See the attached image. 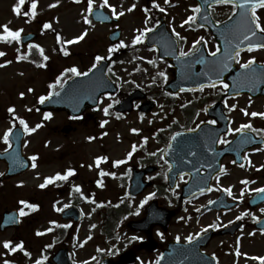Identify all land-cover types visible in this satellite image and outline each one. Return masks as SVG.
<instances>
[{
  "label": "rangeland",
  "instance_id": "374dc122",
  "mask_svg": "<svg viewBox=\"0 0 264 264\" xmlns=\"http://www.w3.org/2000/svg\"><path fill=\"white\" fill-rule=\"evenodd\" d=\"M182 1L168 0L165 3V0H156L160 7L165 9L164 12L158 11L166 16L165 20L171 29L175 28L177 32L186 35L184 50L188 51L195 40L204 37V31L187 34L186 28L181 26L189 15L187 5L195 4L191 0H188L187 4L184 3L185 0ZM17 3L18 0H0V25L9 24V27L13 30L22 28L24 30L22 35L30 32L36 33L37 37L30 44H39L49 59L45 61L39 50L33 48L30 52L36 56L33 60H17L18 55L29 53L28 44H24L22 41L11 43L0 41V51L6 53L5 56L0 57V64L11 61L10 64L0 67V146L5 145L2 137L7 129L12 126L13 120L17 123L20 122V119H23L30 127H35L38 123L43 125L36 132L29 133L23 143L26 155H38L37 168L15 177V179L12 178L13 180H7L6 183L0 181V219L5 210L19 209L21 199L35 203L41 209L31 211L32 215L30 216H24L23 224L25 227L21 232H15L12 229L6 232L0 231V264H3V261L11 256V252H7L3 247L5 240H11L13 246L18 241H25V244L34 253L32 259L39 258L43 241L37 239L34 232L49 226L52 221H62L60 218L61 212L57 209L65 208V205H69L73 201V197L68 193L60 195L57 192L59 186L41 189L39 185L43 183L44 176L55 175L58 171H64L73 165H79L81 162L78 175L80 177L76 179L75 183H87L88 180L97 177L93 160L95 161L99 155H107L112 159H122L132 150L133 144L136 146H151L150 151L155 150L158 134H167L171 127L176 124L178 126L185 125L186 117L183 115L181 105H185L186 101L195 97L182 94L170 104L169 95L166 92L159 91L165 80L158 75L159 72L163 71L167 74V81L172 79L173 73L170 64L161 59L156 52L157 49L146 45L144 40L143 43L132 44L133 38L138 34L137 29H143L146 26L151 28L157 24V21L152 17L148 25L144 24L146 16L150 15L145 13L143 9L146 4H152V0H109V4L116 6L118 12L123 11L124 15L119 16L118 21L112 24L95 22L92 15H90L91 25L84 23L83 20V16L89 15L86 12L87 0H81L80 3H76L74 0H59L58 3L57 0H38L35 19H32L30 15L25 16L23 14L31 10V7L29 9L28 6H25L26 4L21 7L20 15H17L13 10ZM101 3L102 0H96L93 8H98ZM53 4L56 6L49 7ZM132 4H136V8L130 12L127 11ZM182 6L187 8L182 9ZM103 9L111 14V9L107 6ZM45 22L52 24L51 30L43 29ZM116 29L121 31L119 41L123 40L127 47H120L109 53L108 49L113 45L108 39V34ZM85 30H87V35L83 40L72 44L65 43L71 53L64 56L58 48L57 33L65 41L74 39L84 33ZM0 32H2V29H0ZM208 39L211 40V37L208 36ZM119 41L116 45L119 44ZM210 44L215 49L212 40ZM17 48L20 49V52L16 51ZM97 55L112 56L113 61L109 66L112 68V72L110 73H115L114 78L118 81L119 86L127 91L133 88H141L149 92L151 94L149 97L156 103L155 109L146 115L143 114L142 119V114L138 112L119 116L112 107L109 109L110 115L105 116L102 109L112 102L108 98L103 100L97 111L85 112V115L79 121H72L68 114L62 111L52 112V118L45 120L44 113L46 111L38 108L39 97L47 95L50 90L49 85L55 82L54 77L70 67H77L81 71H85L95 62ZM141 57L144 59H141ZM39 60L41 62L36 63ZM149 60H154L155 63L150 64L148 63ZM39 65H46V67ZM154 77L155 83H153ZM29 89L33 91H29ZM22 92L24 93L23 97L20 95ZM262 105L264 106V104ZM240 106L243 108L245 103L242 102ZM10 107H15L14 114L8 112ZM198 107L202 110L201 104ZM28 109H31V111ZM197 113H200V111ZM201 116L200 114L198 119ZM17 117L20 119H17ZM102 120H108V124L103 128L100 126ZM66 125H71L73 129L70 132H64ZM133 128L139 129V132L133 133L131 131ZM102 133H107V135H102ZM89 137H95V139L89 140ZM144 137L148 138L147 143L144 142ZM104 150H107V152ZM75 159L76 161L73 164ZM136 160L137 157L133 158V161ZM256 160V166L259 169L256 175L257 184H261L264 182L260 179L264 175V168H260L261 165H264V151L256 155ZM88 165H92V167L89 168ZM4 169L5 165L0 162V173ZM253 171L248 172V170H245L244 172V170H240L238 177L246 176L248 173L252 174ZM119 173H122V171H119ZM21 182H23L22 185ZM106 183L108 188L102 191L104 193L99 197L110 195L113 203L126 199L125 202L129 205L128 214L125 215L124 221H121L122 224L140 218L141 215L136 214L138 201L130 197H122L123 188L119 184V179L107 178ZM245 186L250 189L253 187L252 184ZM84 188L85 190L81 192L88 196V185L86 184ZM77 197L78 199H74L81 203V207L86 213L85 220L82 225L71 227L73 231L70 236L64 235L61 240L56 241L55 246L64 244L68 248L71 247L73 256L82 262L89 255H85V249H80L78 245L74 244L73 238L76 235L79 237L78 239L82 240L84 236L93 234L92 230L95 231V234H98L100 218L97 217L93 209L98 200H95L96 203H93L92 199H87L84 202L79 195ZM205 218L207 223L212 222V215H206ZM214 218L217 219L218 216ZM197 220V222H200V217ZM28 221L30 222L28 223ZM93 225L97 227L94 228ZM66 229L70 230L67 227ZM54 233L57 235L56 231ZM90 249L88 248V252H90ZM257 250L258 254L264 251V242L257 247ZM29 261L30 259L23 260L25 264Z\"/></svg>",
  "mask_w": 264,
  "mask_h": 264
},
{
  "label": "flooded vegetation",
  "instance_id": "af4514ba",
  "mask_svg": "<svg viewBox=\"0 0 264 264\" xmlns=\"http://www.w3.org/2000/svg\"><path fill=\"white\" fill-rule=\"evenodd\" d=\"M224 7L225 6H221L220 9L222 11L219 12L217 16H215L219 22H223L232 15V6L229 8ZM258 11L259 14L264 17V9ZM207 52L209 53L210 51ZM253 56L256 58V62L264 63V49H257L252 52L241 51L238 65L240 66V63L245 62ZM214 89L215 90H213V88L211 90L209 88H204V109H207V111H204L203 115L201 116V121H205V123L213 119L217 120L215 125L207 123L209 126H211L210 130H214L216 127H221L222 131L228 129L229 127L234 129L249 121H251L255 128L264 129V118L252 117L250 115L245 116L241 114L240 111L237 112L238 108L241 107L240 104L242 102L245 103L244 109L246 108L250 113L264 112V106L262 105L264 104V96H228V89L225 90L223 87H218V89L216 87ZM225 100H227V105L225 104ZM217 102L223 104L224 112L228 118L225 120V124L223 121L224 117L220 122L216 116H210L208 114V108ZM233 104L237 105V107L234 110L229 111V106ZM190 128L193 127L176 128L172 135L180 131H186ZM246 131L251 132V130ZM216 133L217 131H212L211 133L205 132V134L212 135H205L206 137H204L203 140L205 139V141H215L216 136H214V134ZM226 133H224L222 136L230 142H232L239 134L235 132L231 134ZM251 133L257 138L264 139V137L258 135L257 133ZM166 140H168V142H164L162 144L157 142V144H155L157 148L153 151H150L151 146L146 147V145H139L136 147V151L133 153L132 158L127 160L126 163L122 164V166L127 169L126 172H129V170L132 172L134 166L145 172L143 174V180H145L147 186L138 196L133 197V199L138 200V209L139 214L141 215V217L136 221H140L145 217L148 205L153 200H155L158 202L159 206L175 211V214L166 226L162 224H155L151 227L146 226L141 230H137L132 228L129 223L122 224L112 222L114 216H120L127 213L129 209L128 205H123L122 203L120 205L122 207L116 209L107 208L108 200L111 199L110 195L99 197V195L104 193L102 191L107 190L108 188L106 183L108 175L103 176L106 178L101 179V169L97 171L96 174L98 175L96 179H90L87 183L81 182L82 184L75 183L76 179L80 177L78 176L80 173V162L79 165L76 164L69 167L75 169V174L70 176L68 180H57V186H59L57 188V192L60 195L68 193V195L72 196L73 204H70L71 206L81 207V203L74 199H78V195L81 198L87 197L88 199L98 200V203L94 204L95 208L93 209L97 217L100 218L98 222V225L100 226L98 229L99 233L95 234V231L92 230L93 234L84 236L82 240L78 239L79 237L76 235L73 238L75 245H78L80 249L86 250L85 255H89L88 258L84 259L82 262L78 261L76 257L73 256V250L71 247L68 248V246H65L64 244L55 246L56 241L61 240L64 235L70 236L71 232L73 231V228L71 227L82 225L85 220L86 213L81 207L83 210V217L79 222H76L75 220H62L61 217L64 209L60 211V218L62 221H57V226L55 228L57 235L54 233V231L50 234L52 235L55 243L53 244V240L52 243H48V241L42 242L41 256L39 258L32 259L34 255L32 249L27 245H24V250L22 253H18V251L15 252V255L11 257L10 261H12L13 264H25L23 260L30 259L29 263L27 264H35L36 260H43L44 264L51 262L53 260V256L58 250L67 248L68 253L72 258V264H84L85 261H87V264H100L101 261H104V264H117L120 262V259L124 254L127 255V259L134 257V261L125 264H156L157 260H159V264H183L177 263V260H180L185 264H204V260H208L209 258L206 256V254L212 256L217 264H260L259 260L252 259V257L264 256V251L258 254L257 250V247L264 242V231H262L264 226L257 225V221L264 217V212L260 211V209L264 208V204L257 208L250 207L248 202L250 198L256 194V192L244 189V186L241 187L240 185L242 184L241 181L245 179L254 185L252 189L264 187V184L258 185L256 183L257 177L255 176V171L253 176L250 175L251 173H248L246 176L238 177L240 170L243 168H247L248 172H250L249 160L244 159L241 162L240 157L237 158L235 155L231 154L224 155L222 158V168L225 169V171H220L213 176L211 186L212 190L194 194L192 197L182 202L180 200L182 186L189 182L192 177H196V173L194 170L191 174H186L183 180H181L179 176L177 180L179 187H175L176 195H173V188H170L168 185V179L164 178V173H167L168 175V165L170 164L165 156L170 138H167ZM226 145L228 144H217L219 148H224ZM6 148H8V146L1 148V150H5ZM202 148L204 149V145ZM256 149H264V145L251 148L243 153V156L249 157V159L252 161L251 164L254 166L256 165V156H254ZM105 152H107V150ZM150 153H156V155H150ZM100 156H103V154ZM104 156L107 157V155ZM175 156L178 155L176 154ZM136 157L137 160L133 161V158ZM217 157L219 156L214 154V160ZM126 158L127 156L125 159ZM75 161L76 160H73V164ZM165 161H167V163H165ZM233 161H236V163H233ZM0 162H2L6 168L5 162ZM101 165L103 167H107L109 170L113 169V160L108 157V160L106 162H101ZM241 165H243V167H241ZM116 168L117 167L114 169ZM67 169L60 171V173L63 174ZM32 170L35 169L32 168L28 172H31ZM214 170L215 168L208 170L206 167H202L200 174L203 175V183L205 176H208V174H211ZM105 173H108L107 169ZM158 173L159 175H157ZM46 176L43 177L42 182H44V178ZM150 176L153 177V179L149 180L148 178ZM217 176H219L218 181L216 179ZM98 177L100 179H98ZM98 180H102L103 186L97 184ZM261 180L264 181V175L261 177ZM3 182L6 183L5 181ZM75 184L77 185L74 186ZM86 184L89 188L88 196L84 193L83 195H80V192L75 190L76 187L79 186L82 191L85 190L84 186ZM128 185L129 184L126 182V178L124 177L123 186L126 188L127 194ZM57 186L52 187L56 188ZM228 187H231L233 196H229L225 191H223L224 188ZM242 189L244 190V196L243 199L240 200L239 196ZM151 192L156 193L155 197L149 200L148 203L144 204L143 207H140L141 201L144 200V198ZM126 193H124V196L127 195ZM222 194H224L227 199V206L222 207L220 210L217 208L207 209L209 205H213L210 204L209 201H216V199ZM233 197H237V199H234ZM232 202L235 204L229 207L230 203ZM241 208H244L242 213L247 212L249 215H244L242 219L237 220L236 217L241 216L242 214ZM26 211L29 213V216L32 215L30 210L27 209ZM209 214L212 215L211 223H207L205 218V216ZM215 216H218V218H214ZM181 217L184 219H180ZM198 217H200V222H197ZM21 221L23 224L24 217H21ZM30 221H28V223ZM229 221H232V223H229ZM63 225H70L68 229H71L68 231L66 227H63ZM209 225L221 226L209 227ZM24 227L25 225L23 224L20 230H16L15 228L11 229L15 232H21ZM96 227L97 226L95 225L94 228ZM202 228L207 229V231L202 232ZM34 233L36 234V232ZM159 233L164 234L163 239H161ZM197 233H200V235L197 236ZM48 235L49 234H44L39 237V239L42 240V237L46 239V236ZM133 235L142 236L144 239L142 241L137 240L130 243L129 240ZM189 235L194 237L191 243H188L185 239ZM89 236H91V239H88ZM177 236L180 237L179 241L176 240ZM49 245L51 246L47 247ZM237 247H239L241 253L239 256L236 254ZM88 248H91L90 252H88ZM25 252L31 253V255L27 256L25 255ZM245 253L247 255H243ZM164 255H167L168 259H163ZM44 257H47V259L45 260Z\"/></svg>",
  "mask_w": 264,
  "mask_h": 264
},
{
  "label": "snow or ice",
  "instance_id": "6c2138e0",
  "mask_svg": "<svg viewBox=\"0 0 264 264\" xmlns=\"http://www.w3.org/2000/svg\"><path fill=\"white\" fill-rule=\"evenodd\" d=\"M37 2H38V0H31V10H30V12L26 11L23 14L25 16H29L30 15L32 19H35L36 15H37V11H36L37 10ZM58 2H59V0H57V3ZM74 2L80 3L81 0H74ZM167 2H168V0H165V3H167ZM213 2L215 4H228V5L232 6V16H229V20H231L233 16H236L237 9H239L240 20L238 21V24L236 25V27H237V29L241 30L240 34L242 35L243 39L240 40L239 43H236L234 45V47H232L230 45V47L225 48L224 51L226 53V60L227 61L236 60L239 63V58L241 56V51H243V49L241 48V44H243L245 41L248 42V44H247V51L248 52H252V51L257 50V49H264V43H259V42L254 43L253 39H252V38L257 36L258 32L260 34H264V17H262L259 14V11H258V10L264 9V0H213ZM95 3H96V0H87L86 12L89 15L83 16L84 23H86V24H89V25L92 24V20L89 19V16L93 12V7H94ZM205 3H207V0H205ZM24 4H25V0H18V3L14 6L13 10H14V12L17 15H20L21 7ZM152 5H153V7L158 8L161 12L165 11L164 8L160 7L159 3H157L156 0H152ZM55 6H56L55 4L49 5V7H55ZM105 6H107L108 8L111 9V15L112 16H115V17L118 18L119 16L124 15L123 11L118 12L117 9H116V6H113V5L109 4V0H102V3L99 5L100 8H104ZM209 7H211V5H209ZM135 8H136V4H132L131 7L127 9V11L130 12V11L134 10ZM143 11L145 13H148L150 11V9L145 7L143 9ZM192 12L194 14L190 15L187 18V20L184 21V24H189L190 25L191 23L195 22V20H196V15L195 14H199L201 12L200 5L194 6L192 8ZM205 19H207V17H205ZM150 20H151V17L150 16H146V18L144 20V24L148 25ZM157 23H159V21H157ZM217 23H219V21ZM181 26L183 27V24ZM201 27H203V25H201ZM50 28H52V24L50 22H45L43 24V29L44 30H47V29H50ZM0 29H2V32H0V41L11 43L13 41L20 42L22 40V33L24 32V30L22 28L13 30L11 27H9V24H4V25H0ZM151 31H153V28H150V27H147V26L144 27L143 29H137L138 34L133 38L132 44L135 45V44L143 43V40H144V38H146L147 33L151 32ZM172 31H173L175 37L177 38V41L186 40V38L181 36V34L179 32H177L175 30V28H173ZM86 35H87V30H85L84 33H82L81 35L75 37L72 40L63 41V43L72 44V43H75V42H79L80 40H83ZM203 39L204 38L201 37L200 39L195 40L193 42V44H192V47L188 51H184L181 48L180 51H179V57H188L190 55H194L196 53V51H197V47L196 46L199 45ZM61 40H62V37L60 36L59 33H57V42L60 43ZM204 43L206 44L207 41H204ZM226 43H227V41H226ZM120 47H127V45L124 43L123 40L119 41L118 45H113L112 47H109L108 52L112 53V52L116 51ZM33 48L39 50L40 55L43 57V59L45 61H47L49 59V57L44 54V49L39 44H28V50H29L28 54H30V52H31V50ZM16 51L20 52V49L17 48ZM220 51H221V48H220L219 45H217L215 51H210L208 53V55H210L211 57H216L217 54L220 53ZM28 54L22 53V54L18 55L16 57V59L17 60H27L28 59ZM64 54L67 55L68 53L65 52ZM5 55H6L5 52L0 51V57H3ZM109 58L110 57H107V56L97 55L95 57V63H93L91 68H89L87 71H81L77 67H70V68L64 69V71L59 76L56 77L55 82L49 85V87L53 91L49 92L47 95L40 96L39 97V103L43 104L45 101L51 99L53 95H55L57 97H59L61 95L60 91H56V89H57V86H59V88L61 90H63L64 85L67 84V82H68V79H71V76H68V73H71L72 76H76V77H82V76L86 77V76L89 75L90 72H92L93 69L97 68V65H99L101 61H104V60L109 59ZM141 59H144V58L141 57ZM196 62L197 63H205V59L201 58V59L197 60ZM10 63H11V61H5L4 64H0V67H4V66H6L7 64H10ZM33 63H35V61H33ZM148 63L154 64L155 61L154 60H149ZM254 64H256V58L253 56V57L249 58L248 60H246L245 62L240 63V67L242 69H250ZM39 66L46 67V65H39ZM227 66H228L227 63L225 62L223 64V67L227 68ZM261 70L264 71V64L261 65ZM255 71L256 70L253 69L254 73H255ZM108 72H112V68L111 67L108 68ZM113 75H115V73H113ZM158 75L160 77H163L165 82H167V74L165 72L161 71V72L158 73ZM205 75H207V73H205ZM216 75H217V81H218V83L223 85V89H225V90L228 89L229 85L227 83H225L222 79H219V75H220L219 72H217ZM209 81H210V83L207 86L212 87V88H216L217 87V82H212L210 76H209ZM107 83H111V82L108 81ZM153 83H155V77L153 78ZM97 86H101V85H97ZM205 86L206 85H204V84H200L199 85V90L203 91ZM137 87H139V85H137ZM29 91H33V90L29 89ZM180 91L181 92L185 91V89L181 88ZM20 95H21V97H23L24 93L22 92V93H20ZM105 95H107V97L109 99H112V94L111 93H105ZM167 95H170V96L171 95H179V93L177 92V93L174 94V93L169 92V93H167ZM114 102L115 103H119L118 100L114 101ZM101 103H103V100H101ZM250 103H251V101H250ZM225 104L227 105V100H225ZM112 106L113 105L110 103V104H108L106 107H104L102 109V111H103L105 116L110 115L109 109ZM137 107H139V105H137ZM181 107H185V105H181ZM236 107H237V105H235V104L230 105L229 106V111L234 110ZM28 110L31 111V109H28ZM15 111H16L15 107H10L8 109L9 113H13L14 114ZM204 111H207V109H204ZM241 111L244 113L245 116L250 115L252 117L264 118V112H251V113H249L246 108L245 109H241ZM197 115H199V113H197ZM52 116H53L52 112L44 113V119L45 120L51 119ZM142 118H143V114L141 115V119ZM17 119H20V118L17 117ZM203 123H205V121H201L200 122V124H203ZM207 123L215 125L217 123V120L213 119V120L207 121ZM20 124L23 125L24 131L26 133H34V132L37 131V129H39V128H41L43 126L42 124L38 123L35 127H30L28 125V123L25 120H23V119H20ZM106 124H108V120H102L100 122L101 128H103ZM200 124H197L196 128L187 129V131L195 132L200 127ZM13 127H15L14 124H13ZM246 130H251V132L257 133L258 135L264 137V129L255 128L253 126V124L251 123V121H249L247 123H243L239 127L234 128V129L229 127L227 129V133L226 134H231L233 132L243 134ZM131 131L133 133H138L139 129L133 128V129H131ZM11 134H12V127L8 128L7 131L3 134V137H2L3 141L5 142V144L8 145V147H11V142H10ZM102 135H107V133H102ZM180 135H181V133L177 132L175 135H173L171 137V139L174 141ZM92 139H95V137H89V140H92ZM147 140H148V138L144 137V142L145 143H147ZM213 142H218V143H221V144H229V143H231L229 140L225 139L223 136H220L217 141H213ZM241 142L242 143H248L249 139L245 138ZM136 147L137 146L135 144H133L132 145V151L127 153V158L126 159H117V160L113 161V165L115 167H119L120 165L126 163L127 160H130L132 158L133 153L136 151ZM168 148L169 149L172 148V144L171 143L168 144ZM208 150L210 152L213 151L212 148H209ZM260 150L261 149H256V151H260ZM5 152H7V148L5 149ZM190 154L192 156L196 155L195 152H191ZM150 155H156V153H150ZM242 158L246 159V160H249V166H251V161H250L249 157L244 156ZM30 159L32 161L31 167L33 169H35L38 166L37 163H36V161L38 160V155H33ZM107 160H108V157H106V156L96 157L95 164L98 167L101 162H106ZM165 163H167V161H165ZM189 163H191V161H189ZM233 163H236V161H233ZM208 166L211 167L210 164ZM88 167L91 168L92 165H88ZM168 167H169V170H171L172 165L169 164ZM241 167H243V165H241ZM260 168H264V165H261ZM257 170H259V169H257ZM197 171H199V169H197ZM224 171H225V169L221 168V172H224ZM74 174H75V169L68 168L63 174L60 173V172H57L53 176H46L44 178V182L41 183L39 185V187L41 189L46 188L49 184H52V183H54L57 180H65L66 181V180L69 179L70 176H72ZM3 175H4V173H0V176H3ZM105 175L115 176V173H105L101 169L100 170V176L103 177ZM157 175H159V173ZM179 175H180V179L183 180L184 176L186 175V173L181 172ZM164 178L168 179L167 173H164ZM148 179L151 180V179H153V177L150 176ZM216 179L218 181L219 180V176H217ZM22 183L23 182H21V185H22ZM241 183L244 184V185H248L250 183V181L245 179V180L241 181ZM97 184L100 185V186H103L102 180H98ZM176 187H179V184H177ZM75 190L77 192H81V189H80L79 186H77ZM198 190L201 193L204 192V188H199ZM211 190H212L211 188L208 189V191H211ZM223 191H225L229 196H233L231 187L224 188ZM250 191H253V192H256L258 194H261V193H264V187L250 189ZM172 193H173V195H176L175 188L172 189ZM81 195H83L82 192H81ZM155 195H156L155 192L149 193L144 198V200L141 201L140 207H143V205L148 203V201L151 200L153 197H155ZM243 196H244V190L242 189L241 193H240V196H239V199L242 200ZM233 198L237 199V197H233ZM85 199H88V198L85 197ZM92 202L96 203L95 200H93ZM121 202H123V201H121ZM209 203L210 204H214V203H216V201H211L210 200ZM19 205L21 206L18 209V215L20 217H24V216L29 214L27 211H25V209H28L30 211H35V210H37L39 208V205H37L35 203H31V202H29L27 200H24V199H21L19 201ZM65 207H67V205H65ZM62 210L63 209H57V211H62ZM197 211H199V210H197ZM260 211L264 212V208L260 209ZM136 214L137 215L139 214V209H137ZM129 215H131V213H129ZM244 215H249V213H247V212L242 213L241 216L236 217V219L240 220V219L243 218ZM9 219H14V217H9ZM180 219H184V218L181 217ZM52 223H55V221H52ZM229 223H232V221H229ZM220 226L221 225H209V227H220ZM63 227H70V225H63ZM92 227H95V225H93ZM48 231H51V229H48ZM201 231L202 232L203 231H207V229L202 228ZM262 231H264V229H262ZM250 234H254V233H250ZM37 235H42V233L37 232ZM159 235H160L161 239H163L164 234L163 233H159ZM196 235L198 236V235H200V233H197ZM88 239H91V236H89ZM143 239H144V237H142V236L133 235L130 238L129 242L131 243L132 241H137V240L142 241ZM185 239L187 240L188 243H191L193 241L194 237L192 235H189ZM176 240L179 241L180 237L177 236ZM238 241H239V238H238ZM50 246L51 245H49L47 247H50ZM3 247H4V249L7 252H11V253H15V252H17V250H21V251L24 250V244H23L22 241L19 242V243H16L15 246H13V242L11 240H5L3 242ZM236 254L238 256L241 255L239 247L236 248ZM25 255L30 256L31 253L25 252ZM243 255H247V254L245 253ZM44 259L46 260L47 257H44ZM252 259L259 260L260 264H264V256H262V257H252ZM3 264H13V262L8 260V259H5L3 261ZM35 264H43V260H36ZM84 264H87V261H85ZM156 264H159V260H157Z\"/></svg>",
  "mask_w": 264,
  "mask_h": 264
},
{
  "label": "water",
  "instance_id": "95a60500",
  "mask_svg": "<svg viewBox=\"0 0 264 264\" xmlns=\"http://www.w3.org/2000/svg\"><path fill=\"white\" fill-rule=\"evenodd\" d=\"M96 18L102 21H110L109 19H102L101 15L99 14L96 15ZM32 37H33L32 35H27L26 37H24V41L28 42ZM252 39L254 43L257 42V40H255L256 39L255 37ZM219 41L221 44L222 51H224L225 48L230 47L229 41L225 40L224 38L220 39ZM239 42L240 40H235V41L233 40L231 46L234 47V45ZM247 44L248 42L245 41L243 44H241V48L247 47ZM169 49L170 50L164 49L163 51H177V44L172 41V46ZM199 51H203V49H200ZM168 57L171 58L170 55H168ZM203 57L198 58V55L194 54V55H191V56H188L186 58H182L179 60L178 65L180 68H181V65L182 67L190 68V70L182 71V74L186 75V77H183L185 78L184 81L185 80L186 81L184 83L185 85H181V86L188 87L189 85H187V83L191 80H201V84H204V69H203L204 63L196 62L197 60ZM104 68H105V65L101 64L96 70H93L92 72H90L88 76L73 78L63 88V90H60L61 95L59 97L53 95L52 98L45 101L41 105V107L45 109L46 108L47 109H66L72 114H80L84 110L83 108L85 106L84 105L82 106V103L79 106L77 102L84 99V95H81L78 98L77 93L88 86L93 87L95 85L96 89H94V91L92 92L93 96H92V103H91V105H94L97 102L98 94L101 91V86H103L104 78L100 74L104 73ZM177 75L179 76L178 80H180L182 78L181 69H178ZM95 77L97 79H95ZM94 80H97V81L94 82ZM97 85H101V86H97ZM241 86H242V89H245V90L251 87L248 83H243L241 84ZM82 102H85V99ZM75 104L77 105V107H75ZM14 133L16 135H15L14 140L12 136V140L14 144L13 147L7 153L2 154L0 156V158H4L8 162V166H9V171L8 173L4 175V178L9 177L14 174H18L28 168L27 158H24L22 149H21V141L23 138V134L20 132L19 129L14 130ZM262 198L263 196L257 199V202L261 201ZM9 217L11 216L10 215L6 216L5 221L2 223V228H6V226H10L14 224L13 219H9Z\"/></svg>",
  "mask_w": 264,
  "mask_h": 264
}]
</instances>
